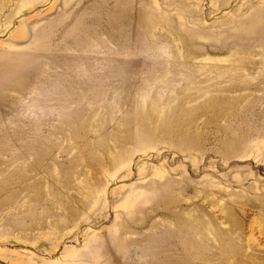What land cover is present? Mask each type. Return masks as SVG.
Segmentation results:
<instances>
[{
  "label": "rangeland",
  "instance_id": "374dc122",
  "mask_svg": "<svg viewBox=\"0 0 264 264\" xmlns=\"http://www.w3.org/2000/svg\"><path fill=\"white\" fill-rule=\"evenodd\" d=\"M115 1L0 0V50L80 8L95 63L84 89L40 59L0 107V264H264V0H132L124 43Z\"/></svg>",
  "mask_w": 264,
  "mask_h": 264
},
{
  "label": "bare ground",
  "instance_id": "6f19581e",
  "mask_svg": "<svg viewBox=\"0 0 264 264\" xmlns=\"http://www.w3.org/2000/svg\"><path fill=\"white\" fill-rule=\"evenodd\" d=\"M80 8H76L74 11L70 12L68 15L62 17L56 24L55 30H49L46 32H35L33 38L29 43L22 49H4L0 50V107L9 100L12 96V90H18L24 84V82H32L37 76V62L40 59H45L48 66H55L56 64H63L67 66V70L75 80V84L78 83V87L86 88L91 87L92 82L86 79H80L76 72L69 70L72 67H80V64H84L86 68H89L90 73H92V68L95 67L94 61H90L88 56L81 53L80 49V32H93V26H90L88 30L82 31V24L80 19ZM107 17L109 23L108 27L112 32H118L123 34L120 35L122 42L127 40V34H134L139 36V26L144 23L146 17L148 16L147 8L140 3H136L132 0H116L110 5L108 10L101 12ZM125 16H130L131 21L128 25L120 23V19ZM99 18L92 17V23H96ZM72 42V47L75 49V53L68 52L67 44ZM83 46V45H82ZM103 57V65L105 69L109 71L112 75L114 60L116 58H122L117 52L107 51ZM71 64V65H70ZM112 71V72H111ZM80 79V80H78ZM78 80V81H77ZM77 81V82H76ZM49 84V80L46 77L40 79V85ZM118 87L120 88V93H123L128 88V83L122 81ZM114 88H104L97 91H104L106 94L114 92ZM97 91L94 93L96 94ZM78 92V91H77ZM85 91L78 92V95ZM57 102H60L57 99ZM78 109H73L67 112L66 115L62 116L63 122L67 123L73 129L78 127V122L76 120V114ZM41 125V124H40ZM33 128L39 127L37 123L31 125ZM14 132V129H10V125L6 123L0 124V136L4 144H10L11 135L10 132ZM42 144V137L36 135L35 138L27 140L26 143L30 146L36 143ZM44 143V142H43ZM41 146V145H40Z\"/></svg>",
  "mask_w": 264,
  "mask_h": 264
}]
</instances>
